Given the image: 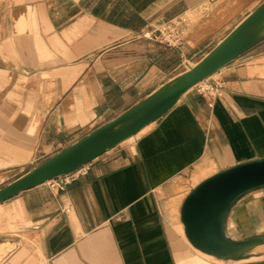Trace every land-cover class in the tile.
<instances>
[{
	"label": "crops",
	"instance_id": "1",
	"mask_svg": "<svg viewBox=\"0 0 264 264\" xmlns=\"http://www.w3.org/2000/svg\"><path fill=\"white\" fill-rule=\"evenodd\" d=\"M263 3L0 0V84L29 83L25 106L13 102L0 114L43 116L39 126L35 119L0 126V172L42 163L128 111ZM179 16L195 18L179 48L142 38ZM218 75L226 88L213 108L193 88L158 121L91 162L66 191L44 184L0 205L9 230L0 233V264H146L148 238L137 222L159 206L161 194L175 185L178 195L189 171L196 184L187 195L219 172L264 159V42ZM226 231L238 240L264 235V187L233 203ZM169 234L172 264H264V249L222 261L173 225Z\"/></svg>",
	"mask_w": 264,
	"mask_h": 264
},
{
	"label": "water",
	"instance_id": "2",
	"mask_svg": "<svg viewBox=\"0 0 264 264\" xmlns=\"http://www.w3.org/2000/svg\"><path fill=\"white\" fill-rule=\"evenodd\" d=\"M264 42V3L222 41L138 104L68 148L48 158L0 189V205L13 197L72 173L128 141L167 114L189 91ZM264 187V159L215 174L186 198L181 218L190 243L219 260H238L264 243L262 236L243 240L228 236L226 223L233 203Z\"/></svg>",
	"mask_w": 264,
	"mask_h": 264
},
{
	"label": "rangeland",
	"instance_id": "3",
	"mask_svg": "<svg viewBox=\"0 0 264 264\" xmlns=\"http://www.w3.org/2000/svg\"><path fill=\"white\" fill-rule=\"evenodd\" d=\"M195 21V18L189 16V22L186 26V33L188 32L189 25ZM215 79L218 78V75L214 77ZM0 89L4 87L3 92L0 93V108L3 106H13V102L18 106H25V92L29 89V83L27 82H17V83H5L0 84ZM29 101L26 100V109L28 107ZM15 117V118H14ZM42 115H30V114H22V115H4L0 114V126L3 128L5 124L8 122L16 123L15 126L20 125L21 127L27 126L28 124L33 122V119L36 120L35 124L37 126L40 125V121L42 119ZM7 132H11L10 130ZM41 162H35L34 164L29 165L28 167L22 168L19 167L18 170L8 173L6 171L0 172V189L7 185L8 183L14 181L15 179L19 178L23 174L27 173L34 167L38 166ZM184 179H180L179 181V194L177 195L176 187L173 185L169 188L166 194H161L159 196V206H149L146 211L141 213L142 215L147 214V219L143 218L139 220L138 223V233L141 231L144 234H147L148 242L145 245L149 257L146 259V264H172V258H166L167 251L175 250L173 248L174 243L171 240L169 234V228L171 227V221L169 215V211L167 209L168 204L177 198H186L188 195L187 193L190 189L196 184L195 179H191V171H189L186 175L183 176ZM168 213V214H167ZM169 218V220H168ZM158 223V224H157ZM3 220L0 216V233L6 232L8 229L3 226ZM158 225V226H157ZM9 231V230H8ZM135 232V230H134ZM165 237L166 242L160 241L162 234ZM232 235L236 237H240L239 234L232 233ZM134 245V244H133ZM179 249V248H178ZM262 248L261 250H263ZM259 252V251H257ZM249 254V253H248ZM162 255L165 257L163 258ZM144 261V260H143ZM136 262L139 264L141 262L140 259H134V264ZM145 262V261H144Z\"/></svg>",
	"mask_w": 264,
	"mask_h": 264
},
{
	"label": "built area",
	"instance_id": "4",
	"mask_svg": "<svg viewBox=\"0 0 264 264\" xmlns=\"http://www.w3.org/2000/svg\"><path fill=\"white\" fill-rule=\"evenodd\" d=\"M188 22V16H179L175 19L164 21L152 30L142 34V38L165 45L169 48H179L186 36V26L188 25ZM218 74L195 87L197 93L208 101L211 108H213L216 101L224 95L226 88L225 80ZM217 75L218 78L215 79L214 77ZM88 171L89 167L86 165L46 184L54 193L64 192L71 184L85 176Z\"/></svg>",
	"mask_w": 264,
	"mask_h": 264
},
{
	"label": "bare ground",
	"instance_id": "5",
	"mask_svg": "<svg viewBox=\"0 0 264 264\" xmlns=\"http://www.w3.org/2000/svg\"><path fill=\"white\" fill-rule=\"evenodd\" d=\"M148 128V127H147ZM145 130V129H144ZM214 176V175H213ZM209 179V178H208ZM207 180V179H206ZM204 182V181H203ZM201 184V183H200ZM199 184V185H200ZM198 185V186H199ZM197 187V186H196ZM196 187H194L192 190H191V192L196 188ZM190 192V193H191ZM189 193V194H190ZM189 196V195H188ZM187 196V197H188ZM186 197V198H187ZM186 198L184 197V198H175V199H173L169 204H168V206H167V209H168V213H169V215H167V216H169L170 217V220H169V218H168V220L169 221H171L172 223V225L175 227V228H177L179 231H180V233L188 240V238H187V236H186V232H185V226H184V224H183V222H182V218H181V210H182V206H183V204H184V202H185V200H186ZM167 213V214H168ZM262 237L264 238V235H262ZM188 242H190L189 240H188ZM193 246V245H192ZM262 248H264V243H261V244H257V245H255V246H253L251 249H249L248 251H246V252H244L243 254L244 255H247L248 253H251V252H257V251H260ZM201 252V251H200ZM203 253V252H202ZM205 254V253H204ZM216 258V257H215ZM223 261V260H222Z\"/></svg>",
	"mask_w": 264,
	"mask_h": 264
}]
</instances>
